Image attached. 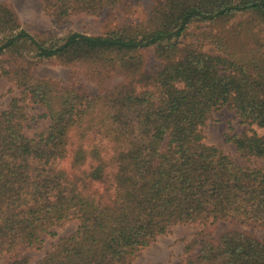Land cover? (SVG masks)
<instances>
[{
  "label": "trees",
  "instance_id": "trees-1",
  "mask_svg": "<svg viewBox=\"0 0 264 264\" xmlns=\"http://www.w3.org/2000/svg\"><path fill=\"white\" fill-rule=\"evenodd\" d=\"M41 1L55 27L140 15L103 34L35 35L0 1V75L15 92L0 110V264H29L17 250L44 236L57 240L34 264H131L170 227L197 223L183 264H264V240L209 232L220 221L264 231V169L238 166L201 132L223 107L264 130V0ZM44 60L77 82L36 76ZM34 106L49 125L29 138ZM226 140L264 160V135ZM70 220L76 230L57 236Z\"/></svg>",
  "mask_w": 264,
  "mask_h": 264
},
{
  "label": "rangeland",
  "instance_id": "rangeland-1",
  "mask_svg": "<svg viewBox=\"0 0 264 264\" xmlns=\"http://www.w3.org/2000/svg\"><path fill=\"white\" fill-rule=\"evenodd\" d=\"M1 2L11 3L17 11L21 27L31 34H52L58 37H64L70 31L83 33L86 35L103 34L113 30L119 23L128 21L132 22L138 15L140 9L127 14L126 20H122L123 13L112 14L108 11L101 12L98 16L75 15L69 19V23L63 27H55L49 16L43 12L41 0H0ZM145 61V70L148 72H156L160 67V63L156 60L151 50L141 52ZM72 70L65 68L52 61H42L33 70L38 77L52 78L54 80L69 83L77 82L73 76ZM91 93L94 88L88 84ZM13 88L5 77L0 75V110L4 109L10 98L15 95ZM41 107H27V121L24 123L23 133L29 138L35 137L42 132L48 125L49 120L41 118L44 114ZM203 142L208 145L215 146L225 155L241 167L247 166L251 168L264 169V160H245L236 152L234 145L226 140L227 135L242 136L251 134L252 132L263 136L264 130L257 126H248L240 123L235 113L228 107H223L210 114L204 126L201 128ZM77 221L70 220L61 227L56 228L57 236H65L76 230ZM202 224H180L169 228L166 234L159 236L149 247L142 250L131 264H183L186 254L185 247L195 239L196 234L202 230ZM238 228L246 231L259 239L264 240V231L255 226H247L231 221H220L209 227V232L213 235L221 233L227 229ZM57 238L44 236V244L40 249L19 248L17 253L29 258V264H34L42 258L44 254L51 250L52 245ZM197 249L195 250V252ZM7 255L0 258V262L7 259Z\"/></svg>",
  "mask_w": 264,
  "mask_h": 264
}]
</instances>
